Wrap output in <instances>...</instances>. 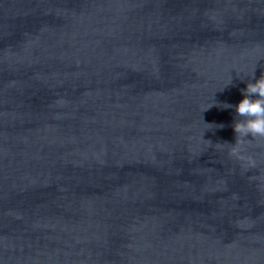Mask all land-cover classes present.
<instances>
[{
	"label": "water",
	"instance_id": "1",
	"mask_svg": "<svg viewBox=\"0 0 264 264\" xmlns=\"http://www.w3.org/2000/svg\"><path fill=\"white\" fill-rule=\"evenodd\" d=\"M262 74L264 0H0V264H264Z\"/></svg>",
	"mask_w": 264,
	"mask_h": 264
},
{
	"label": "clouds",
	"instance_id": "2",
	"mask_svg": "<svg viewBox=\"0 0 264 264\" xmlns=\"http://www.w3.org/2000/svg\"><path fill=\"white\" fill-rule=\"evenodd\" d=\"M241 91L243 98L236 105L228 103L220 105L222 108H235L236 118L232 124L235 142L223 144L229 146V155L239 160L244 159L243 150L246 142L257 138L264 139V74L254 82L250 79L246 88ZM215 127H223V125H215ZM249 136L252 139H248Z\"/></svg>",
	"mask_w": 264,
	"mask_h": 264
}]
</instances>
